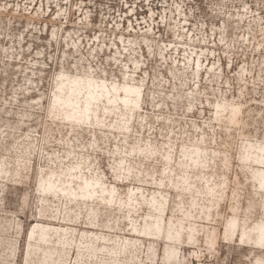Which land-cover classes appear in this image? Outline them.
<instances>
[{"label":"rangeland","instance_id":"rangeland-1","mask_svg":"<svg viewBox=\"0 0 264 264\" xmlns=\"http://www.w3.org/2000/svg\"><path fill=\"white\" fill-rule=\"evenodd\" d=\"M0 264H264V0H0Z\"/></svg>","mask_w":264,"mask_h":264},{"label":"bare ground","instance_id":"bare-ground-1","mask_svg":"<svg viewBox=\"0 0 264 264\" xmlns=\"http://www.w3.org/2000/svg\"><path fill=\"white\" fill-rule=\"evenodd\" d=\"M76 83H77V87H76V91H78L81 87H80V84H79V82L78 81H75ZM85 84L87 85V86H91L92 85V81H91V79L90 80H87V81H85ZM123 91H124V93H129V94H127V95H130V94H132V93H138V91L135 89V88H133V87H124V89H123ZM121 96V95H120ZM136 99V97L134 96L133 98H132V101L133 100H135ZM109 102H110V100H108ZM136 101V100H135ZM54 102H57V99L54 101ZM73 103V102H72ZM64 104V106H68V103H63ZM74 110V109H73ZM72 110V111H73ZM81 114V113H80ZM70 118V117H69ZM193 164H194V162H193ZM89 182H91V181H89ZM42 183V182H41ZM85 184V183H84ZM93 184V183H92ZM40 188H42V191L45 189V188H48V189H50V191L52 190V185L50 184V183H48V184H44L43 186L42 185H38ZM91 187V186H90ZM88 189L89 188V183H87L86 182V185H85V189ZM83 191V190H82ZM85 195V197H89L90 198V195H91V192L88 190H86L85 191V193H84ZM158 211V210H157ZM159 216V215H158Z\"/></svg>","mask_w":264,"mask_h":264}]
</instances>
